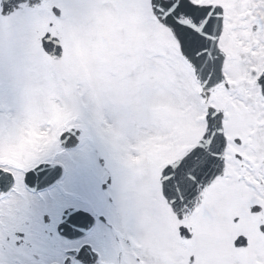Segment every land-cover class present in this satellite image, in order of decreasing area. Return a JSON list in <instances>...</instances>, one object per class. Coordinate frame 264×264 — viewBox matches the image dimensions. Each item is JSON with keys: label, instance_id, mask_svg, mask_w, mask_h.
<instances>
[{"label": "snow or ice", "instance_id": "6c2138e0", "mask_svg": "<svg viewBox=\"0 0 264 264\" xmlns=\"http://www.w3.org/2000/svg\"><path fill=\"white\" fill-rule=\"evenodd\" d=\"M0 264H264V0H0Z\"/></svg>", "mask_w": 264, "mask_h": 264}]
</instances>
